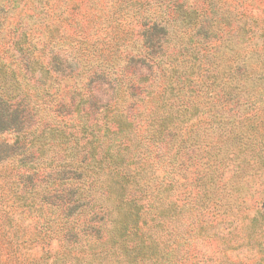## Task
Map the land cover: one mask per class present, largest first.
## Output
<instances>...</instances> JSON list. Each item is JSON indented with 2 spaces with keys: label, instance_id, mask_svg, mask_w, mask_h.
Segmentation results:
<instances>
[{
  "label": "trees",
  "instance_id": "trees-1",
  "mask_svg": "<svg viewBox=\"0 0 264 264\" xmlns=\"http://www.w3.org/2000/svg\"><path fill=\"white\" fill-rule=\"evenodd\" d=\"M66 5L67 2L60 12ZM55 9L59 10L57 5ZM40 10H46L45 6ZM177 13L181 17L179 7L175 5L170 17L174 19ZM82 18L87 25L86 19ZM206 18L198 21L194 15V20L189 21L190 17H187L181 22L185 30L195 31L182 49L201 53L204 65H198L200 78L195 83L206 86L213 102L198 107L199 102L190 97H179L173 92L168 101L165 92L155 96L147 91L144 113H132L128 120L134 127L132 137L122 135V139L117 138L123 133L122 125L128 122L117 119L111 111L113 107H122L124 100L120 101V98L126 99L127 88L138 93L146 88L136 81L128 86L126 71L138 70L141 60H147L149 67L162 72V81L168 85L172 83L166 81L162 61L168 51L172 53L167 35L170 25L162 23L158 17L139 23L138 29H131L124 35L116 34L120 24L114 23L116 35L111 40L109 53L96 58L97 64L108 63L100 66L99 74L98 70L88 72L83 66L77 68L78 64L72 62L66 52L54 48L52 35L38 39L40 48L34 50L40 51V55L29 61V65L32 61L42 62L40 58L46 56L48 66H42V70L28 66L24 71L12 64L0 68V264L20 261L18 248L29 239L27 234L31 229L44 237H52L60 231L63 237L76 228L96 233L108 230L112 248L115 247L114 264H160L162 245L167 244L160 241L157 234L161 227L160 221L155 223L161 210L158 200L170 187L165 178H170L171 170L175 168L173 161L171 166L168 165L171 170L166 171L163 167L164 172L158 171V166L150 170L154 161L159 162L153 155L158 141L168 137L172 146L180 143L179 149L188 148L189 141L204 132L209 126L206 125L208 121L221 113L222 108L227 105L239 107L264 96V71L254 68L257 59L251 60L264 50V23L245 20L237 27L228 25L225 37L200 40L199 33L209 32L212 25ZM84 30H80L81 34H85ZM18 40L13 37L15 43ZM122 47L126 51H122ZM78 49L77 56L92 57L88 56L92 53L87 47L78 46ZM216 53L227 55L220 72L213 71L217 66L210 59ZM116 58H121L123 63ZM71 64L75 67H70ZM114 66H119L113 80L118 99L113 103L101 102L92 83L104 75L106 68ZM171 71L173 75L168 79L174 78L175 72ZM40 89L46 100L31 99V95H39ZM143 98L144 95L138 99L142 101ZM114 103L120 104L113 106ZM158 109H161L160 114ZM199 112L211 116L201 119ZM140 115L143 117L135 118ZM174 115L181 118L178 123H175ZM130 142L145 152L143 165H147L139 170L149 169L151 183H134L135 175L118 169L123 166L121 152L129 149ZM106 175L107 178L109 175L114 177L104 184ZM129 180L131 187H128ZM111 192L114 198H111ZM183 200L185 202L187 198ZM176 206V201L170 200L167 210L174 212ZM148 214H152L150 221L146 219ZM126 216L131 218L130 226L125 221ZM148 222L150 224L145 226ZM17 230H23V234H15ZM71 258L76 260L74 264H80L78 259H82L75 254ZM60 259L56 256L53 264H63Z\"/></svg>",
  "mask_w": 264,
  "mask_h": 264
},
{
  "label": "rangeland",
  "instance_id": "rangeland-1",
  "mask_svg": "<svg viewBox=\"0 0 264 264\" xmlns=\"http://www.w3.org/2000/svg\"><path fill=\"white\" fill-rule=\"evenodd\" d=\"M65 2L66 8L60 12ZM0 3V68L12 64L24 71L28 66L29 69L42 70V66H48L46 56L40 58L42 62L32 61L29 65V61L31 57L40 55V51L34 50L35 47L36 50L40 48L38 39L52 35L54 48L66 52L72 62L78 64L77 68L83 66L88 72L98 70L99 74L100 66L108 63L97 64L96 58L109 53L111 40L116 34H129L131 29H138L139 23L155 17L170 25L167 35L172 53L168 51L162 61L166 81L171 80L172 83L168 85L162 81V72L149 67L147 60H141L138 72L128 69L125 73L128 86L136 81L146 88L141 93L127 88L126 99L120 98V101L124 100L122 107L111 109L117 119H126L127 122L132 113H144L142 109L147 91L155 96L165 92L164 97H168V101L172 99L173 92L179 97H190L192 101L199 102L198 107L213 102L206 86L195 83L200 78L198 65H204L201 53L193 54L182 49L184 42L190 41L195 34V31L185 30L184 23H181L187 17L192 21L195 15L200 21L206 16L212 22L209 32L199 33L200 40L225 37L228 25L237 27L245 20L264 23V0H0ZM56 5L59 10L55 9ZM175 5L182 15L178 17L177 13L173 19L170 16ZM42 6L46 9L43 12L40 10ZM82 17L87 25H84ZM114 23L120 24V31L116 34ZM83 29L85 34L80 32ZM14 36L19 38L16 43ZM78 46L87 47L92 53L88 56L92 57L77 56ZM121 50L126 51L125 47ZM210 59L217 66L213 71L220 72L227 55L216 53ZM255 59L258 62L254 68L264 71V50L261 49L260 55L253 56L251 60ZM116 61L123 63L121 58H116ZM118 69L119 66L106 68L104 75L92 83L101 102L113 103L118 99L113 81ZM171 70L175 72L174 78L168 79L173 75ZM155 77L156 81L153 80ZM173 86L175 88L171 90ZM143 95L144 100L138 99ZM30 98L46 100L42 89L39 95H31ZM252 100L256 102L222 108L221 113L211 117L204 132L196 135L194 141H189L188 148L179 149L180 143L172 146L168 137L158 141L153 155L159 162L154 161L150 170L157 169V166L158 171L164 172L163 167L167 168L166 171L171 170L168 165L171 166L173 161L175 168L171 170L170 178H165L170 187L158 200L161 210L155 223L160 221L161 227L157 234L160 241L167 244L162 245L160 264H264V96ZM157 113L160 114L161 109ZM198 114L201 119L211 116ZM174 117L175 123L181 119ZM121 130L123 133H119L117 138L122 139V135L132 137L134 127L128 122L122 125ZM144 155L143 149L132 143L127 151L121 152L123 166L118 169L135 175L134 183H148L151 179L149 169L139 170L147 165H143ZM111 177L114 176L107 178L106 175L103 183H110ZM131 185L129 180L128 187ZM184 197L187 198L185 202ZM111 198H114V193ZM170 200L176 201L174 212L167 210ZM151 215H147V221ZM125 221L130 226L131 218L126 216ZM148 224L150 222L145 226ZM37 228L41 229L40 226ZM31 231L27 234L29 239H25L18 248L21 259L15 264H53L56 256L61 258L60 263L74 264L76 260L71 258L74 254L82 258L78 259L80 264L115 263V247L112 248L108 230L96 233L76 228L63 237L60 231L52 237H44L34 229ZM18 233L23 234V230H17L15 234Z\"/></svg>",
  "mask_w": 264,
  "mask_h": 264
}]
</instances>
